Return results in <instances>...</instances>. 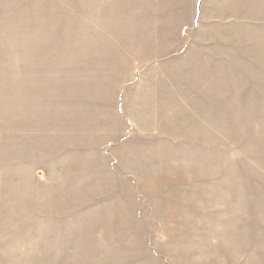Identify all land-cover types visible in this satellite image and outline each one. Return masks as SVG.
I'll return each mask as SVG.
<instances>
[{"label": "rangeland", "instance_id": "rangeland-1", "mask_svg": "<svg viewBox=\"0 0 264 264\" xmlns=\"http://www.w3.org/2000/svg\"><path fill=\"white\" fill-rule=\"evenodd\" d=\"M0 264H264V0H0Z\"/></svg>", "mask_w": 264, "mask_h": 264}]
</instances>
